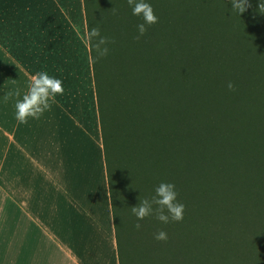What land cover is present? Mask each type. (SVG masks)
Instances as JSON below:
<instances>
[{
    "label": "trees",
    "instance_id": "trees-1",
    "mask_svg": "<svg viewBox=\"0 0 264 264\" xmlns=\"http://www.w3.org/2000/svg\"><path fill=\"white\" fill-rule=\"evenodd\" d=\"M83 1L88 33L112 41L100 59L89 44L120 264H264L259 0L241 15L231 0H148L158 23L143 36L128 0ZM161 182L184 219L137 221L130 207Z\"/></svg>",
    "mask_w": 264,
    "mask_h": 264
},
{
    "label": "crops",
    "instance_id": "crops-1",
    "mask_svg": "<svg viewBox=\"0 0 264 264\" xmlns=\"http://www.w3.org/2000/svg\"><path fill=\"white\" fill-rule=\"evenodd\" d=\"M83 0H0V264H120ZM46 70L63 96L15 120Z\"/></svg>",
    "mask_w": 264,
    "mask_h": 264
},
{
    "label": "clouds",
    "instance_id": "clouds-1",
    "mask_svg": "<svg viewBox=\"0 0 264 264\" xmlns=\"http://www.w3.org/2000/svg\"><path fill=\"white\" fill-rule=\"evenodd\" d=\"M131 14L140 18L142 21L136 25L140 36L145 35L147 28L158 23L148 0H128ZM248 0H231L232 10L239 15L248 8ZM259 12L264 14V0H259ZM87 38L94 41L96 59L103 58L109 54V44L111 39L101 34L98 27H92L87 34ZM229 90L234 89L233 83L227 84ZM65 92L63 80L50 75L48 71L41 70L35 73L26 85V91L21 92L15 88L6 92L3 100L15 99V120L21 124H28L30 120H39L45 112L50 111L52 104L55 103L57 96H63ZM139 199V198H138ZM131 208L132 214L137 221H143L149 217H155L162 224L180 222L184 219L185 206L178 201V193L173 183L161 182L155 189L151 199H139V203ZM137 231L141 230L142 225L135 224ZM154 238L157 241H167L168 235L165 231H158Z\"/></svg>",
    "mask_w": 264,
    "mask_h": 264
},
{
    "label": "rangeland",
    "instance_id": "rangeland-1",
    "mask_svg": "<svg viewBox=\"0 0 264 264\" xmlns=\"http://www.w3.org/2000/svg\"><path fill=\"white\" fill-rule=\"evenodd\" d=\"M247 225H249V223H247ZM262 225H263V223H262ZM162 230L165 232L167 231L166 228H164V227L162 228ZM172 231H173V229L170 230L171 234H172ZM261 237H262V235H258V236H255L253 239H254V241L257 242V244L255 245L256 248L264 249V239ZM172 240L174 242V246H171L170 249L171 250L173 249V252H175V232H174V236L172 237ZM174 260H175V258H174Z\"/></svg>",
    "mask_w": 264,
    "mask_h": 264
}]
</instances>
